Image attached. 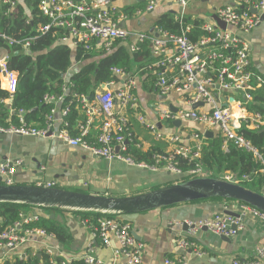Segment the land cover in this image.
I'll return each instance as SVG.
<instances>
[{"label": "built area", "instance_id": "2783aa9c", "mask_svg": "<svg viewBox=\"0 0 264 264\" xmlns=\"http://www.w3.org/2000/svg\"><path fill=\"white\" fill-rule=\"evenodd\" d=\"M37 9L45 19L35 29L33 37L13 38L0 31V40L7 47L19 45L22 52L29 51L31 40L35 36L51 33L56 43L81 48L84 52L100 50L109 52L117 41L124 42L129 52H136L140 44L147 41L151 45V53L155 58L151 69L168 70L170 76L164 72L158 73L156 87L164 96L170 93H184L187 103L193 105L201 101L209 105L208 111L196 109H177L172 111L168 105H162L158 110L160 119L190 120L203 128L202 132L191 134L192 145L179 143L180 136L176 134H162L156 124L149 123L141 113L136 119L144 125L154 140H163L173 144V148L163 154L154 155V163L136 162L123 153L127 145L135 140L131 131L129 120L130 112H137L138 99L134 93L132 76L120 67H111L110 71L116 79L110 80L96 87L90 96L84 92H72L70 99L62 104V99L68 93L69 85L62 86V94H48L44 96L45 103L52 105L45 115L41 127L33 126L25 119V111L17 109L16 123L6 127L0 125V132L20 136L40 138H55L67 143L71 147H78L96 158L120 160L128 165L146 168L149 171H167L179 177L190 178L208 176L201 162V151L205 145V132L215 128L221 138V149L228 152L230 145L249 152L259 165V173L264 175V145L258 147L245 138L239 130L237 120L245 118L233 113L231 98L236 92H242L245 101L252 98L251 91L264 87L263 78L250 67L247 42L240 38L235 31L248 32L261 20L264 12V0H231L232 3L216 9L215 17L225 23L226 28L221 29L217 23H203L202 36L193 42L187 36L190 27L186 24L178 34L167 33L158 29L157 35L131 32L119 27L123 14L115 6L118 0H36ZM185 7L186 0H174ZM13 8L14 0H3ZM154 2L146 5L151 10ZM253 8L255 11H251ZM182 16L175 19L181 20ZM181 22V21H180ZM9 54L7 48L0 47V86L8 94L10 103L13 94L18 89L19 76L15 69L8 68ZM79 64V63H78ZM172 71V72H171ZM3 79L4 84H2ZM121 84L115 87L116 80ZM227 94L223 101L222 94ZM76 101L75 109L83 112L84 117L77 115L70 121L72 102ZM4 99L0 100V104ZM4 104V103H3ZM98 120L95 135L90 133L94 120ZM254 128L264 124V115L256 112L249 119ZM251 124V123H248ZM127 141V143H125ZM137 147V145L135 144ZM118 147V148H117ZM117 149V150H116ZM178 158L193 162L192 166L183 170L179 166ZM11 164V166H9ZM20 164V161H15ZM14 173L13 162L0 164V177L2 184L12 185ZM220 178V177H219ZM249 178L243 175L237 178L231 173H224L221 179L240 182ZM36 186L55 187L54 181H38ZM264 194V186H263ZM21 214V219L11 225H3L0 219V262L7 258L26 259V254L19 251L23 245L36 239L52 236L41 228H28L25 226L37 220V215L31 213ZM249 215L256 219L264 228V212L247 204H241L239 215L216 213L211 217L199 220H172L170 225H186L188 234H194L198 229L205 228L215 234L232 237L243 228V217ZM82 223L86 224L84 221ZM93 227L92 235L98 238L102 245H109L115 238L120 244L122 255L126 256L129 264H139L143 244L138 242L130 233L128 223L118 219L113 214H103ZM177 248L183 250L192 245L188 238L179 235L175 239ZM83 264H104L94 255L93 248L88 245L83 254L79 256ZM50 264H67L63 261H53L49 256ZM39 264H43L40 260ZM164 264H186L184 257L180 259L165 258ZM234 264H264V249L256 248L255 258L251 261H234Z\"/></svg>", "mask_w": 264, "mask_h": 264}, {"label": "crops", "instance_id": "0c3cea01", "mask_svg": "<svg viewBox=\"0 0 264 264\" xmlns=\"http://www.w3.org/2000/svg\"><path fill=\"white\" fill-rule=\"evenodd\" d=\"M14 1L16 5L22 6L23 12L26 11L25 0ZM150 1L154 2V6L151 10H146V5ZM240 2L242 6L244 0H240ZM229 3L232 1L186 0V5L183 8L174 0H118L114 4L119 13L124 15L120 23H124L126 30L155 36L159 29L157 21L162 15H169L173 18L185 17L190 21L187 24L189 27L193 21H199L202 25L203 23H215L216 9ZM2 4H4L3 0H0V6ZM27 10L29 11L30 8ZM232 30L247 42L250 67L264 80V15L258 25L248 32ZM118 42L127 48L124 42L117 41L116 43L118 44ZM149 46L151 53V45L149 44ZM154 61L155 58L153 57L152 62L146 66V70L149 72L142 73L143 68L136 69V67H132L129 72L135 84L133 91L138 99L137 112L135 114L129 113L136 148L146 152L154 146H159L158 150H161L159 152H168L174 146L163 140H154L148 129L136 119L138 113H141L147 122L156 124L158 131L162 134L179 135V143L190 146L193 144V140L190 138L191 134L202 132L203 128L190 120L159 118L158 110L164 104L175 110L193 108H191V104L186 102L184 93L173 92L164 96L155 83L154 89L149 88L150 82L154 78V76H149V73L153 75L156 73V79L158 73L162 72L170 76L168 70L151 69ZM76 68H79L78 63L71 65L64 77L66 78L67 74L74 72ZM1 81L4 84L3 79ZM116 81L115 87H118L122 82L120 79ZM0 88L2 87L0 86ZM255 93H262L264 97V87L255 88L251 91L252 98L249 101H245L242 92L234 93L231 98L233 101L232 110L239 117H245L236 121L241 128L263 131L264 124L254 128L252 121L249 120L256 112L264 115V100L257 104L256 109L251 108L255 101ZM222 95L220 99L223 101L227 94L223 93ZM3 103L9 110L10 103L7 98L4 99ZM7 109L2 110L6 114L5 122L7 125L16 123V117L11 118L9 113L12 111L9 110L7 113ZM194 109L208 111L210 106L202 104ZM76 115L78 118L84 117L80 110L77 111ZM174 121H180L179 125H175ZM32 123L30 121L31 125H33ZM97 124L98 120L95 119L90 129L92 135H95L97 131ZM207 131H210L212 135H207L206 138L217 135L215 128H209ZM3 157L5 158L3 159ZM1 159L4 163L13 162V182L16 184L34 185L38 181L52 180L55 182V187H61L67 191L102 196L134 195L167 185L169 182L175 183L184 179V177L163 170L153 172L146 168L128 165L120 160L96 158L87 151L78 147H71L55 138L20 136L2 132H0V161ZM15 161H20V164L16 165ZM224 173L230 172L225 171ZM224 173H220L219 177L221 178ZM262 190L263 187H260L259 191L256 192ZM241 204L235 200L209 198L140 213L113 215L128 223L130 233L138 242L143 244L139 264H164L165 258L176 260L183 257L186 264H234L236 260L241 262L253 260L256 248L264 249V228L256 219L245 215L242 220L243 228L237 235L227 238L203 228L189 235L186 229H182L183 225L175 224L172 227L170 225L174 219L195 221L225 212L239 215ZM34 210V208L28 209L24 215L34 213ZM69 211L73 210L53 214L55 221L61 224L71 237L66 245L58 243L52 235L43 240H33V242L23 245L19 251L26 256L29 252L40 254L43 251L48 256L53 257V261L65 260V263L69 264L73 260L81 261L79 256L90 245L94 250V255L104 264H129L127 257L122 255L120 244L115 238L110 240L109 245H102L100 240L92 235L87 224L82 223V218ZM179 235L188 238L192 245L183 250L177 248L175 239Z\"/></svg>", "mask_w": 264, "mask_h": 264}, {"label": "trees", "instance_id": "16d2710c", "mask_svg": "<svg viewBox=\"0 0 264 264\" xmlns=\"http://www.w3.org/2000/svg\"><path fill=\"white\" fill-rule=\"evenodd\" d=\"M25 3L30 8L29 16L24 14L22 6L15 5L13 8H10L9 4L0 6L1 32L13 38L33 37L35 35L36 26L39 23H44L45 19L37 9L36 0H25ZM189 22L185 17L178 20L169 15H162L157 21V26L167 33L178 34L184 25ZM201 25L202 23L199 21L192 22L187 33L191 41L197 42L202 36ZM149 44V42L144 41L140 44V49L132 53L120 42L114 44L109 52L100 50L84 52L81 48L56 43L55 37L51 33H45L35 36L30 42L29 51L22 52L19 45L7 47L0 40V47L7 48L9 54L8 68L15 69L19 76L18 89L13 94L9 105V110L12 111V113H9L10 117L14 119V112L17 109H23L27 122L30 123L32 121L33 126L41 127L44 123L45 115L49 113L52 107L51 104L44 102V96L62 94L63 85H69L70 89L59 105L66 103L70 99L72 92H84L91 96L94 89L101 83L116 79L111 74V67L123 68L128 73L132 67H136V69L143 68L142 73L149 72L146 70V66L153 60ZM75 63H79V68L67 74L68 76L65 78L66 72ZM149 76H154L149 85L152 90L154 89V83H156V73L154 75L149 73ZM7 97V92L0 88V100ZM254 98L252 109H256L258 107L257 104L264 100L262 93H255ZM75 104L76 101H73L71 105L72 113L69 117L70 121L73 120L77 113ZM6 109V105L0 104V125L5 127L7 126L5 122L6 114L2 110ZM9 110L7 109V113ZM239 133L258 147L264 145V130L260 131V129H257L252 131L242 127ZM205 142L206 144L201 151V162L204 169L208 172V176L219 178L220 173L228 171L240 179L243 175L248 174L249 178L240 180L239 183L241 185L254 191H259V188L264 186V175L258 172L259 165L249 152L238 149L233 145H230L228 152H223L220 147L221 138L218 134L211 138H205ZM135 144V140L129 142L123 154L136 162L153 164L155 154L165 153L159 152L161 151L160 149L158 150L159 146H154L152 149L142 152L136 148ZM178 161L179 166L183 170L190 168L193 164V162H188L181 158H178ZM169 184L172 183L169 182ZM31 208L35 209L34 213L38 217L37 220L25 224L26 227L41 228L46 233L53 235L58 243L63 245H66L71 240L64 227L50 217L51 214L67 210L2 202L0 203V219L3 225H11L20 220L21 214L23 215ZM69 212L80 216L91 232L97 224V219L103 215V213L85 211ZM39 255L37 257L36 254L29 252L26 259L7 258L0 264H39L40 260H42L43 264H50L48 261L49 256L45 252L42 251ZM69 264L83 263L79 260H73Z\"/></svg>", "mask_w": 264, "mask_h": 264}, {"label": "water", "instance_id": "95a60500", "mask_svg": "<svg viewBox=\"0 0 264 264\" xmlns=\"http://www.w3.org/2000/svg\"><path fill=\"white\" fill-rule=\"evenodd\" d=\"M250 10L252 12L255 11L253 8H250ZM263 15L264 13H262L261 18ZM214 18L221 29L226 28L225 23L220 21L217 17ZM118 26L124 28V23H120ZM101 87H103V84H101ZM220 100L222 101V99ZM202 104L203 103L199 101L191 105V108L194 109L196 106ZM172 110L174 111L175 109ZM173 123L179 125L180 121H174ZM207 135L210 136L212 134L210 131H206L205 136ZM125 143H127V141H125ZM4 158L5 157H3V159ZM3 159H1L0 164L4 163ZM9 166H11V164H9ZM1 182L2 179L0 177V203H18L44 208L103 214H132L184 202L220 198L235 200L264 212L263 190L261 192H256L238 182L210 176L190 177L147 192L121 197L84 194L75 191H67L61 187H41L16 183L4 185ZM225 213L228 215H235L231 212ZM50 217L53 218V214H51ZM182 227L184 230L188 228L186 225ZM36 255L37 257L40 256L39 254Z\"/></svg>", "mask_w": 264, "mask_h": 264}, {"label": "rangeland", "instance_id": "374dc122", "mask_svg": "<svg viewBox=\"0 0 264 264\" xmlns=\"http://www.w3.org/2000/svg\"><path fill=\"white\" fill-rule=\"evenodd\" d=\"M25 7H26V11L24 12V14H26V15L29 16V14H30V10H29V11L27 10L29 7H28L27 5H25Z\"/></svg>", "mask_w": 264, "mask_h": 264}]
</instances>
